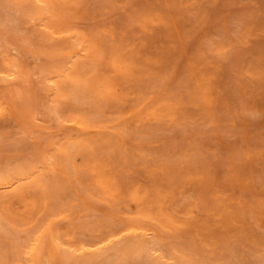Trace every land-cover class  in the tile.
Returning a JSON list of instances; mask_svg holds the SVG:
<instances>
[{
	"label": "rangeland",
	"instance_id": "obj_1",
	"mask_svg": "<svg viewBox=\"0 0 264 264\" xmlns=\"http://www.w3.org/2000/svg\"><path fill=\"white\" fill-rule=\"evenodd\" d=\"M0 264H264V0H0Z\"/></svg>",
	"mask_w": 264,
	"mask_h": 264
},
{
	"label": "bare ground",
	"instance_id": "obj_2",
	"mask_svg": "<svg viewBox=\"0 0 264 264\" xmlns=\"http://www.w3.org/2000/svg\"><path fill=\"white\" fill-rule=\"evenodd\" d=\"M38 2V1H37ZM81 71V70H80ZM16 73V72H15ZM14 76H16V74L14 75ZM15 78V77H14ZM9 79H10V77H9ZM8 79V80H9ZM132 85V84H131ZM74 99H75V97H74ZM88 100V99H87ZM76 101V100H75ZM100 117H101V115H100ZM17 174V173H16ZM46 238V237H45ZM80 254V253H79Z\"/></svg>",
	"mask_w": 264,
	"mask_h": 264
}]
</instances>
